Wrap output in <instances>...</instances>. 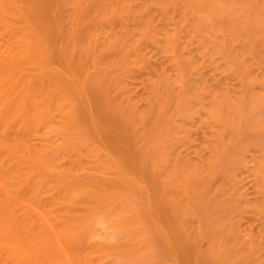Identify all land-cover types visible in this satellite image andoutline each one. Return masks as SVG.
Instances as JSON below:
<instances>
[{"label": "bare ground", "instance_id": "6f19581e", "mask_svg": "<svg viewBox=\"0 0 264 264\" xmlns=\"http://www.w3.org/2000/svg\"><path fill=\"white\" fill-rule=\"evenodd\" d=\"M165 58L176 76L167 72ZM137 74L148 83L145 106L129 87L130 79L141 81ZM234 75L236 96L229 82ZM213 77L215 89L207 85ZM178 82L184 91L177 90ZM256 82L264 85V0H0V250L15 252L14 202L22 189L30 198L36 188L31 161L41 157L27 141L31 116H50L56 101L64 120L86 127L74 145L72 166L94 172L65 183L60 198L82 191L98 205L117 202L112 212L119 218L148 217L158 242L173 248L179 260L264 264L261 243H245L228 213L211 210L216 191L200 195L198 208L181 200L202 168L184 155L189 134L185 138L176 121L190 109V98L205 100L209 86L210 126L239 133L255 102L264 109V90L258 101L250 93ZM219 135L215 139L222 140ZM258 158L257 208L264 212V156ZM24 205L21 213L31 212Z\"/></svg>", "mask_w": 264, "mask_h": 264}, {"label": "rangeland", "instance_id": "374dc122", "mask_svg": "<svg viewBox=\"0 0 264 264\" xmlns=\"http://www.w3.org/2000/svg\"><path fill=\"white\" fill-rule=\"evenodd\" d=\"M165 63L167 64L168 60ZM254 66L253 73L256 76H263L262 70ZM166 67L170 75H177L171 63ZM207 67L208 65L204 68L208 70ZM217 73L223 77L221 71ZM137 75L141 77L138 76L141 81L132 78L129 80V87L133 96H136L134 98L138 99L139 106H145L148 83H143L142 74ZM145 75L144 73L143 76L146 77ZM232 77L233 80L231 78L229 80L230 88L232 94L236 96L235 89L239 85V79L235 75ZM213 78H209L207 83L212 88L216 87L217 81ZM176 85L178 91L185 90L181 82ZM207 88L212 90L209 86ZM208 89L204 95L205 100L190 98V109L187 111L184 109L182 114L176 116L178 123L180 121L184 127L185 122L187 124L185 127H188L186 130L178 126L183 133L188 131L189 134L185 132V138L189 136L188 141L184 139L185 142L182 143L184 155L189 161L198 163L197 165L202 168L192 174V180L190 184L188 183L189 188L185 187L184 192L181 190L183 192L181 200L190 201L198 208L200 195L202 198L209 197L213 191H216L218 195L210 203L211 210L228 213L236 236L249 245L253 244L254 240L260 242L264 253L262 238L264 212L257 208L261 192H258L255 171L261 158L258 157L264 156V109L259 108V110V104L255 102L251 115L246 114L239 133L232 132L234 130H230L229 127L222 130L221 125L218 124L210 126L212 123L206 119L209 114L206 108L208 110L207 106L212 102ZM250 90L251 94L256 93L254 101H258L257 94L263 92L264 85L256 82L250 86ZM199 103L200 105L207 103V106H199ZM52 105L50 116H31L33 127L28 132L27 141L32 151L39 150L41 157V160L33 158L31 161L34 167L32 183L36 184L37 189L35 188L34 193H30L34 194L36 200L32 198L33 194L32 196L30 194V198L27 194L25 198L24 189L23 192H19L23 197L17 199L18 204L14 202L20 207H15L17 210L15 224L17 223L16 226L19 227L16 231L18 237L14 244L15 252L1 249L0 264H87L88 259H91L89 261L91 264H164L165 262L196 264L187 262L183 258L179 260L173 248L158 242L155 226L146 216L140 222L119 218L112 212L117 202L106 201L98 205V199H84L82 191H75L69 199L59 197L58 192L65 183H72L77 178L90 177L94 172L72 166L78 153L74 145L82 139L86 127L83 124H76L75 121L64 120L63 112L56 101L52 102ZM216 133L218 135L220 133L222 140L215 139L218 137ZM256 159L257 164H255ZM9 161L14 165V161ZM202 192L204 196L200 194ZM148 195L153 196L152 191L146 192L145 196ZM128 197L130 196H123L122 199ZM25 202L32 206H29L31 212L22 214L21 207ZM35 207L38 209L35 210ZM39 207L43 209L44 214L40 212ZM62 207L65 211H60ZM93 207L96 209L91 212L90 208ZM196 219L198 221L199 218ZM201 244L206 248L207 240L202 239Z\"/></svg>", "mask_w": 264, "mask_h": 264}]
</instances>
